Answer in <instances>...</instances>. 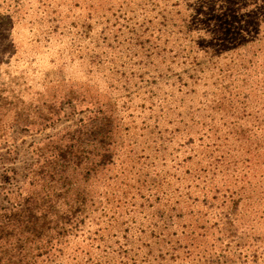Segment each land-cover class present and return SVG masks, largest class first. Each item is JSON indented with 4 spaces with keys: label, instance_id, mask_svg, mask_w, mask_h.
I'll list each match as a JSON object with an SVG mask.
<instances>
[{
    "label": "trees",
    "instance_id": "obj_1",
    "mask_svg": "<svg viewBox=\"0 0 264 264\" xmlns=\"http://www.w3.org/2000/svg\"><path fill=\"white\" fill-rule=\"evenodd\" d=\"M29 2L0 0V146L77 118L1 176L0 264H264V0H122L98 42Z\"/></svg>",
    "mask_w": 264,
    "mask_h": 264
},
{
    "label": "rangeland",
    "instance_id": "obj_2",
    "mask_svg": "<svg viewBox=\"0 0 264 264\" xmlns=\"http://www.w3.org/2000/svg\"><path fill=\"white\" fill-rule=\"evenodd\" d=\"M45 1L52 4L51 0H31V2H29L30 8L26 11V14H30L34 12L38 8V6ZM121 1L122 0H67V1L53 0L54 4H52L50 8H47L45 10L46 13L45 15L47 16L45 21L49 18H52V16H55L54 13H51L52 9H55L57 7L59 11L60 9L61 10L67 9L65 13L66 16L65 23L69 24L73 22V24H75L72 25L73 27L70 26L72 28L70 33L71 37L73 38L76 35L75 34L76 31L79 32L83 31L88 36H90V38L94 42H98V40L100 39L99 34L101 28L103 26H106L107 28H111L110 25L112 24L114 19V15L113 17L111 15L112 14L118 15L117 7L120 6L119 3ZM128 1H131V5L127 7L125 10H129V8L132 7V3H136L139 0H128ZM29 5H27V7ZM90 5L92 7L87 9L86 6H90ZM138 12L139 11L134 10V12L129 13V16H132L133 13H135L136 15ZM138 20H140V18ZM46 25L47 22L45 23V26ZM23 27H24L23 29L25 30V25ZM88 41H89L88 39L84 41L85 45L88 43ZM54 44H56V42L54 43L52 41L51 44L49 45V47L52 45L54 46L53 47L54 49H51L50 51V55L43 54V51L45 52V49L43 48L34 49L31 53H28L29 50H27V56L29 55V57H32L33 59H35L34 61H36V62L33 61V63L31 64L42 63L43 66H47V62L51 59V57L52 58L54 57L55 53L60 48ZM36 54H40V55H36ZM60 70L61 72L59 73L62 74V76L66 78H70L74 81L89 79L91 80V83L96 82L97 84H104L103 80L100 79V76L98 74L87 75L84 72V68L79 67L76 64L69 66V68L62 67L60 68ZM3 80L6 81L5 77L3 78ZM122 90L123 88L117 89L116 94L113 93L112 90H110L109 92L117 96L119 94L121 95ZM126 90L128 89L126 88ZM124 92L126 93V91ZM65 112L66 115L63 119L55 123L52 127L46 128L37 134H28L20 129H14L12 130V132H10V134H8L10 136V139H7V143L0 146V180H1V176L4 174V171L10 172L9 169H12V172H10L11 174L7 173L6 176L8 175L12 176L13 181L20 180V176L23 173L22 168L26 162L25 153H26L27 144L30 143L31 141L38 140L44 137L46 134H50L57 131L63 126L70 124L73 120L77 118V115H75L74 113L72 114V112L69 109H66ZM188 168H192V165H190ZM175 185L176 184H174V187ZM191 194L192 197L196 196L200 198L198 195L199 189L197 188H193L191 190ZM201 200L202 198H200V201ZM200 203L201 204H196L195 206H192L191 204H189L188 201L187 204L184 205V207H187L186 211L181 210V212L185 211L184 213H187L188 211H190L191 212L190 215L191 214L193 215L197 211L201 215L202 220H210V221L218 219V216H215L216 214L224 213L223 209H222L223 212L220 210L221 198L218 195L214 196V198L208 197L207 201Z\"/></svg>",
    "mask_w": 264,
    "mask_h": 264
}]
</instances>
